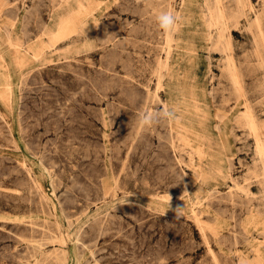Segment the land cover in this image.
<instances>
[{
  "label": "rangeland",
  "instance_id": "rangeland-1",
  "mask_svg": "<svg viewBox=\"0 0 264 264\" xmlns=\"http://www.w3.org/2000/svg\"><path fill=\"white\" fill-rule=\"evenodd\" d=\"M251 1L231 28L240 95L222 45L182 52L158 86L156 15L181 12L187 44L215 0H0V264H264V0ZM185 100L232 119L226 151L177 115L137 126Z\"/></svg>",
  "mask_w": 264,
  "mask_h": 264
},
{
  "label": "bare ground",
  "instance_id": "bare-ground-1",
  "mask_svg": "<svg viewBox=\"0 0 264 264\" xmlns=\"http://www.w3.org/2000/svg\"><path fill=\"white\" fill-rule=\"evenodd\" d=\"M187 1L193 2L194 0H182L183 7ZM234 2H235V11L227 3H225L224 0H215V5L209 8L210 11L208 10L210 12V22L207 25V27L205 28V31L202 33H196L195 35L194 34L191 35V40L187 44H183V42H181L182 37H183V30H182V26L180 23V21L182 19V17H181L182 15H181V12L176 11L177 12L176 15L179 17L177 28H176L175 32L172 33L171 35L165 34L166 35L165 38L167 39V41H166L167 46L165 45L166 48L164 47L165 48V58L164 59L162 58V61L160 63L161 69L165 70V72H160L158 75L159 89L165 90V92L168 93L166 91L167 77L170 75V73L174 69V67H176V65L180 63V60L182 59V54H181L182 52H189L190 51V52L195 53V50L206 49V50H208L209 54H211L214 51H220V46L222 45V46H224V49L222 52H225V55L223 57V59L225 60L224 67L227 70L225 78L227 80L231 81L233 84H235L240 95L243 93V91H242L243 74L241 73V70L238 67L237 60L235 59V55L233 53V49H232V45H231V43H232L231 42V28L233 26L237 27L238 24L240 23L239 19L241 17L246 16L248 11L250 12L249 9L252 8V1L251 0H235ZM162 6H163V4L161 5V7ZM159 7H160V5H159ZM171 9H173V8H171ZM173 11H174V9H173ZM236 11H237V14L236 13L234 14V12H236ZM261 21H262V19H261ZM68 30H69V24L67 22L63 23L59 29L58 36L61 37V36L65 35L68 32ZM208 61H209V59H208ZM158 64H159V62H158ZM9 78H10V76H9ZM183 97H185V95ZM159 101H161V100H159ZM169 107H170V109H173L175 111V113L178 116V119L181 123L194 125L195 129H197V131L200 134H202V135H204V137L208 138V141L204 142L205 146L206 145L208 147L210 145L215 146V144L219 145V146L221 145L222 148L226 151V146L224 144H225V140L227 139V137H226L227 131L231 127L232 119L230 117H226L224 119H221L218 114L217 115H210V114H206V113L204 114L200 111L199 108L192 107V105L189 104V102H187L186 100L183 102H178L176 104H172ZM246 120H247V124L250 128L251 133L256 138L258 145L262 146V142H263L262 137L263 136L261 135L260 128H259L257 121L255 120L254 116L247 113ZM240 126H241V124H240ZM232 129H233V127H232ZM216 132H218V137L215 138L214 134H216ZM206 138L204 140H206ZM256 146H257V144H256ZM227 148H228V146H227ZM260 151H261V148H260ZM211 179L212 178H208V176H206V177L204 176V178L201 179L202 180L201 185L202 186H205L207 184L209 185L210 183H212ZM197 181H195L196 184H197ZM249 183H251V182H249ZM258 201H260V200H258ZM248 204L246 203V206H248ZM251 212H252V210H251Z\"/></svg>",
  "mask_w": 264,
  "mask_h": 264
},
{
  "label": "clouds",
  "instance_id": "clouds-1",
  "mask_svg": "<svg viewBox=\"0 0 264 264\" xmlns=\"http://www.w3.org/2000/svg\"><path fill=\"white\" fill-rule=\"evenodd\" d=\"M155 19L158 28L165 34L171 35L177 28L179 17L171 10H162L156 15ZM175 118L176 113L173 109L162 107L157 110L139 112L136 116V123L141 129H149L162 121H172ZM175 212L176 219H180L182 216V207H177Z\"/></svg>",
  "mask_w": 264,
  "mask_h": 264
}]
</instances>
